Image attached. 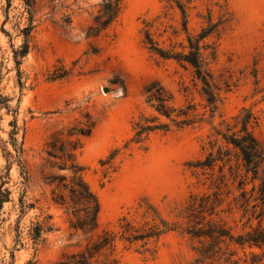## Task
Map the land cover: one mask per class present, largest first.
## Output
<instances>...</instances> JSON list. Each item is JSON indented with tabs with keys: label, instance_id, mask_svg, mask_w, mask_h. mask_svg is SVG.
Segmentation results:
<instances>
[{
	"label": "rangeland",
	"instance_id": "obj_1",
	"mask_svg": "<svg viewBox=\"0 0 264 264\" xmlns=\"http://www.w3.org/2000/svg\"><path fill=\"white\" fill-rule=\"evenodd\" d=\"M101 1L34 0L35 26L17 64L14 51L24 42L21 29L29 12L22 0H0V94L10 99V110L0 108V185L10 192L0 209L1 264L52 263L79 251L105 229L117 231L122 216L135 224L150 221L144 215L148 205L167 222L184 227L190 195L210 191V172L192 174L187 164L223 146L216 129L226 132V123L234 125L232 117L243 109L255 117L251 130L264 149V0H122L115 22L90 36L88 28ZM179 6L185 10L186 30ZM210 23L217 24L216 30L200 44L218 87L214 113L204 107L192 69L160 58L143 42L148 30L160 47L180 51L187 34L196 36ZM152 82L171 95L174 107L192 105L201 121L154 130L134 141L138 122L156 123L151 122L156 112L145 93ZM86 116L94 124L88 136H80L77 162L100 204L92 233L69 227L44 182L57 172L46 160L49 137ZM160 121L170 122L164 117ZM11 137L23 148L19 160L7 153H14ZM224 173L229 177L227 166ZM250 188L247 183L245 189ZM238 193L236 181L229 180L215 216L234 234L247 229L246 218L231 201ZM21 199L31 204L23 212ZM17 221L22 245L15 241ZM36 222L51 226L37 246L26 237L28 226ZM197 245L179 228L151 242L148 250L118 242L113 256L119 264H191ZM249 251L244 255L238 249L241 263L250 260ZM252 251L261 256L255 264H264L261 250Z\"/></svg>",
	"mask_w": 264,
	"mask_h": 264
},
{
	"label": "trees",
	"instance_id": "obj_2",
	"mask_svg": "<svg viewBox=\"0 0 264 264\" xmlns=\"http://www.w3.org/2000/svg\"><path fill=\"white\" fill-rule=\"evenodd\" d=\"M27 7L29 17L25 27L21 29L24 34V42L19 50L14 51L15 62L19 64L18 57H22L28 50V36L34 28V19L31 9L34 0H22ZM122 0H102L99 3L97 13L94 15L88 28V35L97 36L110 27L117 19ZM183 16V27L186 30V14L182 6H179ZM68 17V23H70ZM217 24L210 23L203 27L196 36L187 34V44L181 45V50L174 47L164 49L155 42L148 32L144 31L143 42L150 52L162 59L176 61L184 68L190 67L193 79L201 84V95L205 100L204 107H208L210 113L217 109L218 87L213 81L212 75L206 69V63L202 56L200 42L216 30ZM146 102L154 109L156 115L151 122L137 123V130L133 140L138 141L142 134L154 130L168 131L172 127L183 128L201 121L198 114L194 113L192 105L185 108H176L171 104V95L158 83L152 82L145 88ZM10 99L0 94V108L10 110ZM164 117L170 122H162ZM234 125L226 123V132L216 129L215 133L220 136L223 146L219 145L215 150L211 149L203 159L189 162L187 166L192 174L206 175L210 172L209 192L191 194L187 205L183 210L185 226L169 223L159 216L156 210L148 205L144 215L151 217L150 221L135 224L126 216L118 220V230L105 229L95 237H91L77 252L62 256L60 259L49 264H119L113 256L118 242L125 247H136L148 250L151 242L157 241L169 231L180 228L183 234L196 240V257L191 264H255L261 259L252 251L254 248L261 250L264 256V149L251 130L256 122L255 117L249 110L243 109L232 117ZM93 121L89 116L86 119L73 124L70 127L55 131L47 141L45 153L47 162L57 172H52L44 177V182L50 187L51 202L63 210L69 223L74 230L84 233H92L97 228L100 204L96 194L91 190L83 176V167L77 162V152L82 147L80 136H88L93 127ZM15 127V122H13ZM238 126V127H236ZM65 131V133H64ZM15 131L11 132L13 136ZM12 138L14 153L7 152L9 156L19 157L23 153L21 145H17ZM216 141L213 144L215 146ZM212 147V148H213ZM232 161L234 163L232 164ZM227 166L229 177H226L224 168ZM217 167L218 174L214 170ZM236 181L238 194L232 198L234 207L241 212V217L246 221L243 228L246 230L234 234L231 228L218 216V207L223 203L222 188L228 187V181ZM251 183L249 191L245 185ZM205 184V182L203 183ZM229 193V190L226 192ZM9 190L0 185V209L4 201L9 198ZM21 211L31 204H26L21 199ZM231 202L228 203L230 205ZM229 206L227 210H230ZM256 224H252L253 221ZM51 229L47 223L36 222L28 226L27 239L35 246L43 242V234ZM16 243L22 245V230L17 221ZM250 249V260L237 258L238 249L246 255V249ZM1 264V263H0ZM27 264H43L36 260H30Z\"/></svg>",
	"mask_w": 264,
	"mask_h": 264
}]
</instances>
